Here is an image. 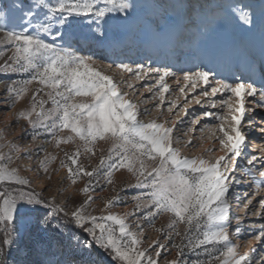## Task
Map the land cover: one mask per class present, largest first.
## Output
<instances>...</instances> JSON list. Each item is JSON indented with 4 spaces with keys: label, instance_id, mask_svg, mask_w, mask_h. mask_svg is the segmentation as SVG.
<instances>
[{
    "label": "snow or ice",
    "instance_id": "obj_1",
    "mask_svg": "<svg viewBox=\"0 0 264 264\" xmlns=\"http://www.w3.org/2000/svg\"><path fill=\"white\" fill-rule=\"evenodd\" d=\"M104 3L106 7L98 9L94 7L92 0H58L54 6L45 3V0H39L38 5L33 4L28 8H25L23 3L14 5L16 9L22 11V19L28 27L19 32H7L4 38L0 39V44L7 42L12 45L11 54L3 64H0V72L33 73L20 87L12 83L6 85V92L12 105L27 95L28 85L36 82L42 86L32 92L29 108L18 111L15 117L17 121L25 120L34 130L43 128L52 136L57 147L80 141L74 152L71 154L65 152L64 159L60 160V166L66 169L67 179L72 184L77 183L82 176L89 178L88 183L80 190L81 193H89L91 178L99 176L105 166L107 170L103 172V177L106 183H114V171L126 169L135 178V187L147 191L133 197L135 202L133 212H126L123 215L107 211L119 200V196L105 202L102 209L107 211L105 215L97 217L86 212V206L93 199L91 195L69 213L63 207H57L51 201L42 198L35 190H25L30 187L32 181L21 176L17 168L10 167L12 156L0 151V225L4 226L6 232L2 244L8 246L14 243L10 239L11 232H8V229L17 219L21 223L31 220L41 231L55 235L59 224H52V218L56 213H63L77 228L91 236L92 241L107 252L116 264H158L166 245L156 239L151 241L148 249L140 247L143 243L141 223H136L137 231L133 232L126 222L127 217L134 212H142L143 219L152 224L155 232L164 235L165 240H172L175 236L181 241L173 245L176 248L177 259L167 264H180L179 258L183 255L185 247L195 250L204 246L205 252L211 255L206 246L215 247L218 244L224 247L220 256L214 258L219 264H250L252 249L239 253L238 246L231 244L229 239V230L226 227L230 209L227 193L231 183L239 182L234 172L237 168V158L244 155L246 147L244 120L247 113L255 111L254 107L247 105L254 103L256 107L264 108V88L257 89L252 83H246L240 78H236L234 82L226 80L210 82V71L202 67L184 72L185 83L180 88L184 104L180 105V111L185 114L189 103L194 101L199 105L202 98L211 99L221 94L219 101L211 100L210 105L221 111L203 113L204 117L214 116L218 123L205 125L200 131L203 133L207 130L209 139L215 138L220 146L219 149L206 148L204 153L211 154L219 150L223 154L214 159H205L203 154L192 158L183 156L180 149L174 146L179 142L174 136L177 121L170 119L177 108L176 102L169 105L167 109L169 116L162 118L165 93L170 90L165 79L174 73L167 69H146L142 65L133 68L119 64L116 66L121 73V81L118 83L113 76L98 69L92 57L79 56L69 48L61 49L55 44V40L58 37L63 38L64 34L57 29L53 35L54 22L70 30L76 23L75 17L93 14L99 19L108 11L117 8L123 11L129 6L124 0L119 2L104 0ZM36 8L46 10L44 21L36 26L37 32L52 36V43L45 42L39 34L29 33V27H33L32 18L37 15ZM231 11L240 26L247 30L255 28L259 23L264 38V3L261 4L258 15L250 5L234 6ZM2 56L4 52H0V57ZM259 70L264 76V62L261 63ZM125 73L136 80H144L150 73L156 74L155 85L148 86L146 91L152 93L154 88L156 89L154 98L159 99V104L156 105L160 110L159 117L147 123L138 119L137 104L128 98L129 93L120 89V83H127L129 89L134 87L132 83L124 80ZM200 85L207 87H203L198 96L188 100V93L194 92ZM44 90H47L45 91L47 101L38 99V93ZM257 95L258 100H248L249 97L255 98ZM48 101L53 105L51 109L45 108ZM199 123L200 118L191 121L193 126ZM169 124L171 126H168ZM247 125L252 127L254 122L248 120ZM65 131L68 134L61 135ZM192 131L194 128L188 129V132ZM260 131L264 132V128ZM187 134L186 132L185 135ZM38 135L39 132H35L32 139L35 140ZM100 141L110 145L107 155L101 156L99 165L89 171L79 162V156L81 152L95 155V146ZM190 145L191 138L185 146ZM9 147L10 150H16L17 146ZM260 150L264 152V145L260 146ZM55 159L54 156H46L40 161L41 169L47 173V165ZM255 159L256 157H252L247 163L254 165ZM248 175H252L251 169L248 170ZM258 175L260 181H256L255 176H252L253 182L258 185L257 191L260 185H264V170H259ZM253 199H249L243 205L244 210L252 205ZM259 204L261 210L253 212V215H264V198L259 200ZM162 214L169 215L168 224L164 228L155 227L153 221ZM239 223L238 219L235 230L237 233L240 232ZM181 225L183 232L180 231ZM61 235L66 237L65 244L70 249L73 244L78 245L81 250L92 247L86 239L76 237L74 233ZM253 239L264 243V226ZM185 240L186 245L183 244ZM249 243L251 244V241ZM55 246L53 244V247ZM149 249L155 252V258L149 255ZM0 264L8 262L0 258ZM48 264L72 262L56 260L49 261ZM194 264L202 262L196 261ZM207 264H213V261L210 260ZM256 264H264V255Z\"/></svg>",
    "mask_w": 264,
    "mask_h": 264
},
{
    "label": "rangeland",
    "instance_id": "obj_2",
    "mask_svg": "<svg viewBox=\"0 0 264 264\" xmlns=\"http://www.w3.org/2000/svg\"><path fill=\"white\" fill-rule=\"evenodd\" d=\"M251 1V7L258 15L264 0ZM57 2L58 0H45V3L52 6ZM92 2L97 9L106 7L104 0H92ZM124 2L129 5L127 9L121 11L117 8L108 11L103 18L98 19L93 14L75 17L76 23L72 25L70 30L54 22L53 35H55L57 29L64 34L63 38L58 37L55 40V44L61 49L69 48L79 56L92 57L98 69H102L105 74L113 76L118 83L121 81V73L116 67L119 64H126L133 68L137 65H142L146 69H167L174 73V75L165 79V83H167L170 90L165 93L166 99L162 105V118H167L169 116L167 111L169 105L172 102L177 103V108L174 109L173 116L170 118L177 121L174 136L178 138L179 142L175 143L174 146L180 149L183 156L189 158L199 157L203 154L205 159H214L222 155L223 152L219 150L211 154L204 153L206 148L219 149L220 146L215 138L209 139L207 130L203 133L200 131L205 125L218 123L214 116L204 117L203 113L205 111L212 113L221 111L219 108L210 106L211 100L218 102L221 94H217L216 97L211 99L202 98V102L199 105L194 101L189 103L185 114L180 111V105L184 104V97L180 93V88L185 83L183 81L184 72L194 71L197 67L210 71V82L215 80L234 82L236 78H240L246 83H252L257 89L264 88V76H262L259 71L260 68H258L264 62V38H262L259 23L255 28L247 30L245 27L240 26L231 11L234 6L246 5L247 0H124ZM207 2H210L211 7L204 10ZM19 3H23L25 8H28L33 4L38 5L39 0H0V39H3L7 32H19L28 27L24 19H22V11L14 7V5ZM130 10L133 11L130 12ZM35 11L37 15L32 18L33 27H29V33L39 34L45 42L52 43V36L38 33L36 28L39 23L44 21L46 10L36 8ZM125 17L130 18L125 19ZM163 25L179 27L180 38L183 42L189 41V43L200 44L205 41L210 44L212 49L215 48L214 45L216 43L218 47L214 53L218 63L217 69L205 68L202 64L193 66L191 57L186 65L179 67L182 57L181 52H179L181 45H174L163 40L165 37ZM145 30L148 32V41L142 40ZM186 30H188V35ZM156 33L159 38H162V43L157 47L152 46L157 37ZM121 39L127 43L130 42L129 44H134V48L141 46L143 49H136L134 53L129 52L120 59H110L107 56L108 50L120 46L122 44ZM105 44H107V47ZM0 52H4V56L0 57V64H3L4 60L12 52V45L7 42L0 44ZM171 54H173L172 60L169 59ZM158 57H165L170 61V63L167 62L169 65L167 63L159 64ZM241 58L248 62V70L242 74V77H239L240 71L238 67L241 66ZM32 74L31 72H0V151L12 156L10 167L17 168L21 176L32 181L30 187L25 190H35L42 198L51 201L57 207H63L69 213L75 207H79L88 195L93 198L86 206V212L91 215L99 217L107 214V211L120 215L126 212H133L135 208L133 197L140 196L146 193L147 190L135 187V178L126 169L114 171V183L108 184L103 177V172L107 170V166H105V168L101 169L99 176L91 178V190L89 193H81L80 190L88 183L89 178L82 176L77 183L72 184L67 179L66 169L60 166V160L64 159L65 152L69 154L74 152L76 145L80 141L77 140L75 144H61L57 147L52 136L45 132L43 128L34 130L25 120H16L15 117L18 111L29 108L32 92L42 86L36 82L28 85L27 95L12 105V101L8 98L9 94L6 92V85L12 83L20 87L23 81L31 78ZM155 76V73H150L144 80H136L130 74L125 73L123 74L124 80L132 83L134 87L129 89L127 83H120L121 91L129 93L128 98L137 104L138 119L145 123L160 116V110L156 108V105L159 104V99L154 98L156 89L154 88L152 93L146 91L148 86L155 85ZM203 87L207 86L200 85L194 92L188 93L187 99L192 100L193 96H198ZM45 91L47 90L38 93V99L48 100ZM258 99V95L255 98H248L249 101ZM6 104L11 106L5 107ZM247 106L258 108L254 113H247L248 115L246 114L244 120V130L247 134V139L257 140L258 146L248 143L247 140L248 148L244 150L242 157L237 158V168L234 175L239 167L243 169V180L246 183L244 186L248 195L238 193L239 190L237 189L242 184H231L227 193V201L230 205L233 200H236L238 206L230 207L229 221L226 227L229 230L231 244L238 246L239 253L249 252L252 249L250 252V264H256V261L264 255V243L260 242L257 244V241H255V244H250L249 241L264 226L261 225L264 222V219H262L264 215H253V212L261 210L259 200L264 198V185H261L259 191H257L252 177L247 178V176H250L248 175L249 169L252 170L253 176L256 174L255 171L262 169L260 164L264 158L255 159L254 165H249L247 161L260 155V146L264 145V132L260 131L261 128H264V108L256 107L254 103H250ZM52 107L53 105L50 101L45 104L46 109H51ZM32 118L35 119V116ZM196 118H200V123L193 126L191 121ZM251 118L254 122L253 126L259 129V134L257 133L252 138H249L251 131H248L250 127L246 126V123ZM168 126H171V124ZM189 128H194V131L188 132ZM35 132H39V135L33 140L32 137ZM186 132L188 133L187 135H185ZM67 134V131L61 133V135ZM190 138L191 145L185 146ZM9 145L17 146L16 150H10ZM109 146L108 143L97 142L95 155L81 152L79 162L87 170L91 171L99 165L101 156L107 155ZM46 156L56 157L55 160L47 165V173L40 167V161L44 160ZM242 162H245L244 167L239 166ZM67 163L70 164L71 162L67 161ZM256 179L261 180L260 177ZM113 188H115V191H113ZM114 196H119V200L107 211H102L105 202ZM253 197L252 205L247 210H244L243 205ZM238 219L240 221L239 233L235 231ZM126 222L133 232L137 231L136 223H141L143 227V243L140 247L148 249L151 241L156 239L161 244L166 245L165 249L162 250L158 264H167V262L177 259L176 248L173 245L181 243L179 238L173 236L172 240H165L164 235L155 232L152 224L143 219L142 212H134L127 217ZM168 222L169 215L162 214L155 218L153 224L155 227L164 228ZM51 223L59 224L58 232L55 235L41 231L40 227L31 220L21 223L17 219L16 223L8 229V232H11L10 239L14 241L8 246L2 244L6 232L4 226L0 225V258L6 260L8 264H48L49 261L56 260H68L72 264H116L110 259L107 252L92 241L91 236L84 233L82 229L77 228L69 217L64 216L63 213L54 214ZM180 231L183 232V225L180 226ZM61 233H74L76 237L86 239L87 242L92 244V247L81 250L78 245L73 244L70 249L65 244L66 237L62 236ZM192 234H195V229L192 230ZM53 244L56 246L53 247ZM183 244L186 245L187 240L183 241ZM206 247L211 252V255L205 252L204 246L195 250H189L187 247L183 248V255L179 258L180 264H194L196 261L207 264L210 260L213 261V264H219V261L214 258L220 256V252L224 250L223 245L218 244L215 247L207 245ZM149 255L155 258V252L152 249H149Z\"/></svg>",
    "mask_w": 264,
    "mask_h": 264
},
{
    "label": "bare ground",
    "instance_id": "obj_3",
    "mask_svg": "<svg viewBox=\"0 0 264 264\" xmlns=\"http://www.w3.org/2000/svg\"><path fill=\"white\" fill-rule=\"evenodd\" d=\"M246 5H250L251 6L252 5V1L251 0H247V4ZM210 7H211L210 2H207L205 4V9L204 10H206L207 8H210ZM132 11L133 10H130V12H132ZM129 18L130 17H127V18L125 17V19H129ZM186 33H187V35L189 34L188 33V30H186ZM163 34L165 35V37H164L163 40L166 41L167 43L170 42L171 44H174V45H179V46L181 45V47H180L181 49H180L179 52H181V56L182 57L180 59L181 65H179V67H182V66L186 65V63L190 60V57H191V63H192L193 66H199L200 64H202L205 68L206 67L207 68L210 67L211 69H215V70L217 69L218 63H217L216 55H215L214 52H215V49H217L218 46L216 45L215 42H214L215 45L213 44L214 47H215L214 49H212V47L210 46V44H207L205 41H203L200 44L199 43H189V41L183 42V41H181V38H180V28L179 27L176 28L174 26L169 27L167 25H163ZM156 36H157V33H156ZM148 39H149L148 38V32H147V30H145L143 32V35H142V40L148 41ZM121 41H122V44L120 46H117V47H115L113 49L108 50L107 56L110 59H112V58L113 59H120L122 56H125V54H127L129 52L134 53V51L136 49L137 50H142L143 49V47H141V46H139L138 48H136V47L134 48V44H129L130 42L127 43L126 41H124L122 39H121ZM161 43H162V38H159L157 36L155 38L152 46L154 45V46L157 47ZM105 46L107 47V44H105ZM172 57H173V54L170 55L169 59L172 60ZM157 60H158L159 64H161V63H167V62L170 63V61L167 60L165 57H158ZM241 60H242L241 61V66L238 67V69L240 71L239 77H242V74L243 73H246L247 70H248V66H247L248 65V62L246 60H243L242 58H241ZM258 68H260V67H258ZM257 73H258V70H257ZM257 109L258 108H255V110H257ZM251 120H253V119L251 118ZM246 126H248L247 123H246ZM258 130L259 129L257 127H254V126L250 127L248 129L249 132L251 131V133L249 134V138H252L254 135H256L258 133ZM248 143H253L254 146H258V141L257 140L252 141L250 139V140H248ZM246 148H248L247 143H246L245 149ZM262 158H264V152H261V154L256 157V159H258V160H260ZM262 161L263 162L260 164L261 167H262V164H264V159ZM257 165H259V164H257ZM239 166H243L244 167L245 166V162H242L241 164H239ZM237 170L238 171L236 172L235 176L237 177V179H238L239 182L233 183V185L234 184L235 185L242 184V186L241 187H238V189H237V190H239L238 193H242V194L244 193V195H246V194L248 195V193H246V187L244 186V184H246V183L243 180V175H242L243 169H240V167H239ZM261 170H264V168H262ZM255 172H256V174L254 176H255V178H258L259 175H257V173L259 171H255ZM252 176L253 175L247 176V178L248 177H252ZM256 181H259V180L256 179ZM231 184H230V186H231ZM253 184L256 186V189H258V185L256 183H254V182H253ZM231 192H232V188H231ZM230 205H231L230 207H235L236 205L238 206V203L236 202V200H233ZM231 211H233V210H231ZM229 212H230V210H229ZM262 219H264V217ZM261 225H264V222ZM250 241H251L252 244L253 243L255 244V240L253 239V237L251 238ZM258 243H260V242H257V244Z\"/></svg>",
    "mask_w": 264,
    "mask_h": 264
}]
</instances>
